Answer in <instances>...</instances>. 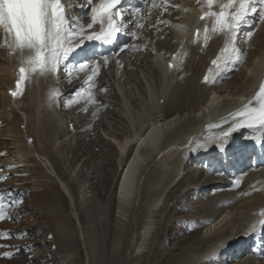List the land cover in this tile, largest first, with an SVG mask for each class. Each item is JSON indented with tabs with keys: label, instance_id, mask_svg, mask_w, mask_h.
I'll return each mask as SVG.
<instances>
[{
	"label": "rangeland",
	"instance_id": "rangeland-1",
	"mask_svg": "<svg viewBox=\"0 0 264 264\" xmlns=\"http://www.w3.org/2000/svg\"><path fill=\"white\" fill-rule=\"evenodd\" d=\"M81 10L82 9H80L79 12H81ZM261 29H263V32ZM261 29L260 31L258 30L260 34L255 37L254 42L253 40L250 42L253 44V47H251L248 42L246 44L243 43V46L246 47L244 49L246 61H249L252 53L258 52V48L260 51L263 49L264 26H262ZM154 35H156V32ZM160 40V44L162 45L161 49L166 54L168 48L174 51V47L170 45L172 42L170 43L165 39V35H162ZM146 41L147 35H143L138 47V50L144 54L143 58L134 60L133 63L136 61L138 62L135 63V65L133 64L134 67L133 65L128 67L129 69H127V71L122 69L124 71L123 77L126 78L120 79L119 83H127L124 87L121 83V86L122 93L129 98V101L127 103L120 102L115 91L111 88L106 91V95H113L110 98H106L105 95V97L101 99V103L107 99L112 102L114 106L100 116L96 125L97 128H95V131L91 132L92 135L89 132L86 134L68 133L66 129L67 122L64 118L71 119V116L66 117L58 114L57 109H55L56 133L53 139L51 141L49 139L50 129L47 124L39 130L38 136L40 137H35L40 146L43 147L42 149L48 151L46 152L49 155V159H52L51 161H53L55 168H58L57 171L60 172L61 175H65H63V177L70 186V188L66 189L65 186L63 188V186L60 185V190L56 186L54 187L53 194H55L54 197L56 196L55 199L57 203L55 204L53 212L56 213L58 217L52 218L50 214H47V207L44 205L45 202L40 195L43 193L40 191L41 187L37 186V188H35L33 186V176L30 174L25 175V173L21 172L24 171V166L18 169L19 174L13 172H11V174L10 171L5 168H0V176L3 178L0 184L1 190H5L7 195L8 192L11 191L16 200L23 201V203L15 204L16 207L13 210L14 221L6 223L2 226V229H11L12 236H22L24 229L30 228L28 230V232H30L39 227V230L44 229V231H49L54 235L53 243L57 247L55 254L48 255V247L43 248L39 245V241L43 237L42 235L33 238L29 234L28 242L31 245H27V242L19 240H9L6 241L7 246L10 248L11 252L20 259L16 260L15 258L9 257L8 250L5 247H0V260L3 261L1 264H29L27 261H33V264H52L54 261H57L58 264H219L211 262L212 260L207 262L206 259H201V255L210 251L212 247L218 246L219 241L222 243L224 240L223 237L219 241H217L218 238H213L212 241L207 243L201 241V238L209 235L208 228H210V225L214 226L219 220L223 219L227 213L233 212L231 209L232 206L236 203L238 204L240 197L246 189L255 188L254 185L250 184L256 182L262 175L256 174L258 178L250 180V186L245 182L240 183L239 185L244 191L241 195H232L230 205H233L227 208L226 203L217 204V201L222 202L220 198L227 195L230 196L232 192L222 190L216 192L214 197L212 193L207 192L205 189L207 187L209 188L207 179L210 178L207 177L210 176V171L207 169L193 171L191 167L193 161H189L190 158L188 157H195V155L188 154L183 162L181 177L179 176V179H177L178 181L176 180L171 188L168 189L159 209L151 215L152 221L147 231L145 228L142 229L143 225H141L146 219L145 208L136 207L135 212L137 216L135 219L134 216L130 219V216L126 213H118L117 193L120 184L119 178L121 174L124 175L125 173H123V170H120V168L123 166L127 157V161L129 162L131 157L136 154L137 146L134 147L133 145L129 147L125 154L122 153V150L124 145H127L132 139L130 136L133 133V127L135 130L139 127L137 119L140 116V112H143L142 105L146 100L144 95L146 94L147 96L150 91L153 93L157 92L156 89H158V83L160 81L157 76L159 64L156 58L147 54V52H143V50H145ZM3 47V44L0 42V67L1 64H6L7 62V65H10L12 68L14 60L9 58H12V56L7 53ZM196 62L197 61H195V63ZM130 70L133 72H130ZM246 71V68L240 69L233 71L232 75L230 74L228 78H219L213 85L208 87V94L210 95L211 93V96L216 94V96H220L221 99H237V87ZM151 72L153 75H150ZM179 73H181V70H179ZM134 76L137 78L136 80L132 79ZM110 79L111 76L106 74L103 83L111 82ZM64 80L66 79L62 81ZM199 81V87L204 86V80L202 79ZM0 85V94L3 91L6 92L8 86H4L3 80L1 79ZM56 91H58V88L55 87L53 92ZM116 98L117 100H115ZM21 100H24V96ZM22 101L17 104L14 102L13 108H16V105H18V109L26 110L28 103L27 101ZM116 103H118V105ZM200 104L202 106L204 102H200ZM59 110L62 111L60 108ZM155 111L157 112V109ZM155 111L149 113L147 116L143 113V118L148 117L150 119L152 118V120L156 119L153 118ZM180 111L181 115L187 112L184 109ZM76 112L79 119H75L74 117L73 123L74 125L79 124L78 128L82 127L80 121L81 117L84 116L92 120L99 113V111L91 112L89 116H85L84 113H79L85 111ZM173 112V110L169 109L168 111L165 109L164 115L166 118H169L172 117L174 114ZM15 115H17L16 118L13 120L12 118L9 120L7 119V122H5L0 113L1 133H3L5 126L9 124L11 120L16 126L17 124L19 125V114L15 113ZM155 116H158V114L155 113ZM32 119V117L28 119L29 122H27L26 125L28 124L27 127L35 132L36 129L34 128ZM66 120L68 121V119ZM160 120L164 119L160 118ZM160 120L152 121V125L149 126L144 124V128H151L150 126L159 123L158 121ZM2 128H4V130ZM97 130L98 134L96 135ZM2 142L3 141L0 139V153H5L7 147L4 146ZM6 168H8V166H6ZM222 174L224 176V173ZM253 176L252 178H254ZM21 177L24 178L21 179ZM210 180L212 181L211 183L215 184L214 187H217L216 184H218L219 181L216 182L215 177L213 180ZM218 180L221 182L222 178ZM17 185L20 187L14 188ZM191 185L197 188L193 191ZM183 186H187L188 190H191V192L193 191L191 196L185 195V193H183V195L181 194ZM32 188L35 189L32 190ZM220 193H225V195H217ZM193 194H195V197H193ZM198 195L201 196L198 198ZM172 203H174L175 206L171 207ZM18 218L19 220H17ZM74 219L80 221V223L77 224L78 229L75 228L76 222H74ZM205 221H207L206 224H204ZM233 225L228 226V234L226 235H231L232 232L237 234L238 230L242 229V226L238 228V224L235 225V227ZM211 231H213V229H211ZM140 232L143 234L142 238H139ZM145 233L147 234L145 235ZM59 235H61V238H59ZM197 242H200V254L195 250V252L191 253L183 260L176 261L178 255L181 254L185 246L195 245ZM234 243L236 244V241H234ZM139 244H142L143 252L138 258L132 255L134 254L133 251L131 254L132 256L130 255L131 257H127L126 261L121 259L125 256L126 250L131 252L133 248H136ZM217 256L218 253L215 254V257L209 258L220 261V257L222 258V256L219 258ZM113 257H115V260H113ZM232 257L223 258L222 261L228 259L230 262ZM243 257L245 256L237 258L238 261L234 260L229 264H264V262H261L262 260L258 259V262L255 263L251 258L247 261L242 259ZM118 258H120L119 261Z\"/></svg>",
	"mask_w": 264,
	"mask_h": 264
},
{
	"label": "bare ground",
	"instance_id": "bare-ground-1",
	"mask_svg": "<svg viewBox=\"0 0 264 264\" xmlns=\"http://www.w3.org/2000/svg\"><path fill=\"white\" fill-rule=\"evenodd\" d=\"M67 3L71 4V1H67ZM219 3H227V0H213V11H218L216 5ZM167 4H169V1L168 3H164L161 0H155L154 5H152L150 2L147 9L144 11L142 18L139 19L138 22L142 25L144 21L147 22V25H150V22H154L159 26L162 24L177 42L176 49L174 47L176 58L172 62L174 63V68L172 71H169L167 67V61H163V58L157 55L158 61L160 62V65L158 66H162V69L157 72L159 80L162 81L160 85V93L157 95V92L153 93L150 91L151 94L149 92L150 95L148 94L149 96L146 98V100L144 99L145 101L142 105L143 112H140V116L137 119L139 122V127L137 130H135L133 127V133L130 136V138L132 137L131 140H136L137 151L132 159L128 162V165L126 164L127 168L123 171V173L125 172L124 175H120L119 180L121 177L122 179L120 180V184L118 186L119 191L117 193L119 214L126 213L130 216V219H132V216H134L135 219L137 216V213L135 212L136 207L145 208L146 219L141 225H143L142 229L145 228L146 231L148 230L152 221L151 215L159 209L160 204H162V201L164 200L165 193L169 188H171L172 184L177 179H179L178 177L182 175L181 172L183 169V162L187 155H195V157H188L193 159L199 157L198 155L201 152L199 146L203 143H208L207 139H209V136L213 134L221 135L222 130L228 128L229 124L232 122V116L234 113L239 112L248 105L258 108L259 102L257 100L256 94L258 93L260 86L264 84L263 45V49L261 51L258 48V52L252 53L249 61H244L242 69L246 68L247 71L239 81L240 84L237 87V99L223 97V99H221L220 96H216V94L211 96L210 93L209 95L208 87L214 84L215 78H218V76L228 78L231 74L228 70V67L232 66V63L237 60V58L232 56V52L236 46H239L238 43L241 40L242 32L244 31L246 34H248L251 31L250 30L248 32L247 28L249 29L252 22L247 19L249 16H246L245 22L238 29L237 40L230 42L228 36L218 32L213 33L211 31L212 22L208 20V18L206 19V23L208 24L209 31L205 33L204 30L201 29L203 22H198V16L202 15L207 9V0H199V2L198 0H178L174 3L177 12L176 17H171L169 15V12L167 11L169 5ZM80 9L82 8L77 7L78 12ZM259 9L257 11H259ZM150 13L157 14L158 18L155 21L152 20L151 17H148ZM194 14H196V16ZM248 14L252 13L249 12ZM257 17L259 16L257 15ZM257 17L256 20L258 21ZM196 28L200 29V33L197 37V40L193 42V31ZM135 31L136 34H141V28H137ZM205 35H207V40L205 39ZM10 42H13L12 37L7 44ZM180 46L181 49H179ZM240 47L242 49L245 48L243 45ZM251 47H253V44ZM223 48H226L225 54L221 53ZM16 52H18V50H15V53ZM241 53V51L238 53L237 57L239 59L242 58ZM22 54L25 55V62L27 63L29 60L28 51L26 50ZM11 56L14 58L16 57L13 54ZM213 60L218 61L220 67L215 68L214 65L212 66ZM195 61L197 62L195 63ZM178 66L182 68L181 73H179L177 69ZM235 66H237V64ZM127 67L128 66H126L124 69L126 70ZM10 68L11 66L7 65V62L6 64H1L0 79L3 80L4 86L10 85L16 79V77H14L15 70L12 69L9 71ZM118 69L124 72L119 66ZM39 71V68H37V70L33 72L28 66V76L26 77L24 86V89L27 87V92L24 95V100H21L22 102L27 101L28 108L26 109L27 113L22 114L23 117H19V125L17 124L16 126V124L12 122V120L16 118L17 115H15V111L13 110L14 108L9 103V98L6 92L3 91L0 94V113L2 118L6 121L7 119L9 120L12 118L11 122L5 126V130L2 128L4 130L3 133L0 132V139L3 141L2 144L7 147V151L5 150L6 152L4 153V156H0V164L5 168L8 166L11 171H16L20 168V166H24V171L21 172L25 173V175L30 174L33 176V186L35 188H37V186L41 187L40 191L43 193L41 192L42 194L40 195L45 202L44 205L47 207L46 212L53 218L58 217V215L53 212L55 204L57 203L55 199L56 196L54 197L55 194H53L54 187L56 186L60 190V185L63 186V188L65 186L66 189L70 188V186L67 184V181H65L66 179L63 177L64 174L61 175V173L57 171L58 168L56 169L53 161H51L52 159H49V155L47 154L48 151L42 149L43 147L40 146L37 139H35V137H40L38 136L39 130H41V127H43L45 124H47L48 128L50 129V141L53 139V136L56 133V123L54 116L55 110L48 109L44 106L46 103L51 104L54 100L49 97L50 93L53 91L50 89V86L44 85L42 79L37 80V74ZM130 72L133 71L130 70ZM209 73H211V75H208ZM150 75H153L152 72ZM132 79L136 80L137 78L134 76ZM202 79H205L204 83L207 84L199 87L200 83H198V81ZM91 81L92 80L90 78H87L81 84L86 85ZM67 86L68 87H65V90L69 88L66 90L68 91L67 93H70L74 90L72 84ZM60 87H62V83ZM60 90L58 91L60 92ZM112 95L107 94L106 98H110ZM160 100L163 101L162 105L159 106ZM21 101H15V103H21ZM105 101L109 100L105 99ZM155 102H158V105H156ZM200 102H204V105L201 106ZM78 104L79 103L77 102L73 105V107L77 106ZM16 108L18 109L19 106L16 105ZM62 108L64 109V107ZM156 109L157 112L155 111ZM165 109L168 111L169 109L174 111L172 117L160 120L158 121L159 123L150 126L151 128L146 130L144 128V124L149 126V123H152V121L155 119L152 120V118L150 119L148 117L143 118V113L147 116L149 113L155 111L156 114L162 113V116L165 117ZM183 109L187 112L181 115L180 110ZM79 113L82 114L84 112ZM31 117L33 118V125L36 129L35 132L31 131L27 127L28 124L26 125V123L29 122L28 119ZM71 121L72 122L69 123L74 125V118H71ZM225 121H228V123H224ZM22 124L25 125V130L27 132L24 131L23 133V131L18 128ZM213 124H221L222 127L213 128L211 127ZM78 125H74V127L78 128ZM92 131H95V129ZM240 132L244 133L245 129H239L237 132H235V134L239 137L237 133ZM249 132L251 135H247L248 132H246L247 137L245 140H243V142H241L242 145L246 147L253 144L255 139L261 136L259 130H249ZM236 135H232L229 137V139L238 138ZM27 138H32V148L27 147ZM209 174L210 176L207 178L213 180L215 176H212L210 172ZM23 178L24 177H21V179ZM210 179H207V184L211 189L215 186V184L211 183L212 181ZM250 185H254L255 188L251 186L254 189L249 188L245 191L243 190L246 194H243L240 199L238 197V204L236 203L234 206H232L233 204L231 205L233 212L231 211V213H227V215L221 220L218 219V223H216L214 226L210 225V228H208L209 235L201 238V241H205L206 243L212 241L213 238H218L217 241H219L222 237L224 239L222 243H218V246H216L217 248L211 249L205 253L207 262L209 261V257H215V254L217 253L219 256V252L225 255L226 251H224V249L228 250L229 252L231 250L230 248L235 245L234 241H237V234L232 232L231 235H226L228 234L227 229L229 225L234 224L233 226L235 227V225L238 224V228L241 226V228H243L244 225L249 226L248 228L252 226L255 228L264 226V177L258 178L256 182ZM35 188H32V190ZM186 188V186L182 187L184 191ZM191 193V190H187L185 195H191ZM217 195H225V193H220ZM262 218L263 220H261ZM74 222H76L75 228L78 229L77 224H79L80 221L74 219ZM206 223L207 221L204 222V224ZM211 229H213V231H211ZM240 231L241 230L239 229L238 233H240ZM146 234L147 233H145V235ZM139 235V238H142L143 234L141 232ZM59 238H61V235H59ZM249 249L252 251V248L248 247V252H250ZM195 250L198 254H200V242H197L195 245L185 246V248L182 249L181 254L178 255L176 261L178 262L183 260L191 253L195 252ZM133 251L134 254H132ZM234 251L232 252V255L228 256L229 258L233 256L235 253ZM142 252V244H139L136 246V248H133L131 252L126 250L125 256H123L121 259L126 261L127 257H129L131 254L138 258ZM242 256H245V254H241L238 258ZM86 259L89 260L88 258ZM113 260H115V257H113ZM119 260L120 258H118V261Z\"/></svg>",
	"mask_w": 264,
	"mask_h": 264
},
{
	"label": "snow or ice",
	"instance_id": "snow-or-ice-1",
	"mask_svg": "<svg viewBox=\"0 0 264 264\" xmlns=\"http://www.w3.org/2000/svg\"><path fill=\"white\" fill-rule=\"evenodd\" d=\"M154 2L155 0H153ZM261 3L262 6L257 11L254 5L250 6L249 0H227V3L216 5L218 11H213V0H207V9L199 19L205 20L207 17L212 22L211 31L213 33H222L229 37L230 42H234L238 38L239 25L245 21L249 12L254 16L258 15L259 21L264 22V0H261ZM78 7L87 10L91 23L84 25L80 22L84 17H80L79 21L70 20L61 0H0V26L6 33L13 36V43L17 48L28 51L29 60L27 63L31 71L35 72L39 68L41 73L45 71L58 72L61 62L69 61L72 53L83 48L86 42L112 43L117 39V34L121 32V21L131 24L130 27L124 29L123 34L130 33L135 36L136 33L133 29L143 27L137 19H134L139 16L140 9H132L125 17L122 15L121 0H85V3ZM77 23H79L78 27ZM96 24L100 25L98 33L91 31ZM208 31L207 27L204 28L205 33ZM251 36L252 33H248L245 41L250 40ZM205 39L207 40V35H205ZM127 47V45L121 46L116 51L123 52ZM112 54L115 53L101 55L105 63H107L109 55ZM96 60L97 58L83 60L74 63L73 67L84 71ZM212 63L216 64L217 61L213 60ZM19 71L22 74L21 79H23L26 69L21 67ZM94 72H98V69H95ZM17 88H19V83ZM11 95L15 97L17 92L14 91ZM256 95L259 107L254 108L248 105L234 113L228 128L221 132L225 140L242 128L259 130L261 135H264V84L260 86ZM224 123H228V121ZM211 127L220 128L222 125L213 124ZM220 151H224V148L221 147ZM3 155L4 153H0V156ZM235 183L238 186L240 181L237 180ZM8 198L13 205L23 203L22 200H16L11 191L8 192ZM4 199L5 196L0 194V202ZM5 219L14 220L15 218L8 215L5 205L0 203V221ZM15 238L19 237H14L8 232L0 233V239ZM49 238L51 239V237ZM4 246L0 244V247Z\"/></svg>",
	"mask_w": 264,
	"mask_h": 264
}]
</instances>
